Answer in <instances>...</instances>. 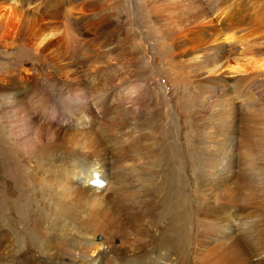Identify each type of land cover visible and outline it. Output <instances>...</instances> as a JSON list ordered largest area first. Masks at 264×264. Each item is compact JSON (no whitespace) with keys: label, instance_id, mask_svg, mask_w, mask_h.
<instances>
[{"label":"rangeland","instance_id":"rangeland-1","mask_svg":"<svg viewBox=\"0 0 264 264\" xmlns=\"http://www.w3.org/2000/svg\"><path fill=\"white\" fill-rule=\"evenodd\" d=\"M77 1L79 0H76L74 5L78 3ZM92 1L95 4L91 10H88L85 6H78L76 9L73 8L74 10L69 11V14H67L68 12L61 13V15L55 18L56 21L54 18L49 19L50 21L47 19V21L43 16V12H37L41 17L37 16L35 19H39L40 22L37 21L39 24H35L36 20H34L35 23L33 22V25H31L34 28L32 27L31 30L30 27L28 31L30 35L27 34L25 37L16 33L17 30L14 26L8 27L6 25L7 28L4 23L0 26V85H5L7 81H10L11 90L9 92L17 93L19 89H22V86L26 87L29 84L32 85L40 81L48 83L51 79L56 83H63L65 76L59 69L60 67L69 66H74L73 68L76 67L79 69L78 74L80 75L77 77L79 81L85 84L91 83L97 88L101 85L100 87L102 88L99 89L101 92H94L91 101H89L90 104L79 106L82 117L78 119L63 113L65 111L63 105L58 103L57 99L55 100V95L45 91L39 93L37 95L39 98L38 102L35 103L36 105L30 102L26 103L30 115L25 117L20 111H17L15 115L17 122L14 127L19 132L23 131V134L22 132L20 133L22 141L32 144V137L34 139L36 135L34 144L39 143V146H41L49 138L59 139L63 138L66 134L65 138H68L64 141V147L57 150L53 157H57L58 155L66 159L70 158L68 156L71 155L82 156L84 151L87 150L85 144L87 141V133L103 135L107 132L114 131L116 133L119 131L118 133L122 135L129 136L130 133L134 134L132 129L138 128L136 124H139V113L145 109L144 107L146 105L156 104L157 110L159 109L155 116V120L158 118L156 126H161L163 130L160 132V137L165 139L160 144L161 147H163L166 141L169 142L170 140L177 139L178 143H182L186 138L185 143H183L187 150V160L184 157L185 161L183 158H181V161L186 162L187 165L186 177L188 176V180L193 181V186L191 183L189 191L192 193L199 191L211 192L216 196L218 195L217 203L207 204L206 206L202 205L204 211L208 210L211 206H215L221 216L225 213H229L230 216L236 214L234 218V221L237 223L236 230H232V232L234 231L233 234L229 235L226 239L224 238V240L236 238L241 242H245L238 234L240 232L238 230L241 228L240 220L247 221L251 219L254 221L256 219L257 221L264 222V191L262 188H259V190L256 188L255 190L251 186L250 180L245 176L244 160L247 152L243 148L244 144L241 143L242 146L239 144L240 135L242 134L240 127L249 125L250 123L252 124V115L254 114L255 118H258L263 112L262 105L253 101L251 97L254 94L252 91H255L258 96L264 97L263 73L258 74L259 76H255V78L253 77V80L250 78L252 76H250V81L248 78H244L241 75L238 76L232 71L226 73L216 72L215 74V72H210L209 69L207 70L208 66L206 68L203 67V58L205 57H200L201 60L194 57V54L180 55L178 51L173 50L168 41L170 39L169 36L171 35L173 37L177 34L175 31L178 32L182 28L189 29L191 26L195 29L200 25V20L207 16L209 10L207 9L206 11L207 6L203 5L205 4L203 1L199 3L201 0H181V2H177L178 5L177 3H170L165 0ZM52 2L53 0H25L24 5L31 9L34 5L43 6L44 4L49 5ZM6 3L8 4L9 2L1 0L0 21L2 15L5 16L8 11L7 6L9 4L7 5ZM150 7L153 8L151 9ZM75 11L76 13L78 12L77 15ZM79 15L83 18L79 17ZM4 19L2 22H4ZM161 22L163 24L160 25ZM175 28L178 29L176 30ZM34 33L37 35H34ZM190 44L191 42L187 43V48H189L188 45ZM255 52L253 50L248 52V57H253ZM194 58L196 60L198 59V61ZM231 72L233 74H230ZM240 79L242 80L240 81ZM144 82L150 84L147 94L151 93L153 95L151 97L152 99L149 98L147 101L138 99L139 90L137 88L139 84ZM46 83H40L39 86L45 85ZM255 84H258L256 86L259 89L255 88ZM183 88H185V91ZM249 90L252 91L250 92ZM182 95L187 96L185 98L186 102L180 100ZM188 95L191 97L188 98ZM262 101L264 102V98ZM71 102L69 99L65 100V103L68 105H71ZM177 102L182 103V116H179L176 111L174 104ZM53 103H56L54 106L58 109L57 112L55 109L49 107ZM260 103L262 102L260 101ZM192 105L198 108L191 109ZM248 114H250V122L245 120L246 118L244 117ZM183 115L188 116V118ZM170 120L176 125L174 126L175 130L172 131L173 133H169V129L172 126ZM181 123L184 127L181 126ZM2 124V118L0 117V125ZM182 132H184V135H182ZM1 133L7 135V130H3ZM194 135L202 139V144L200 143L196 147L193 139L197 137H194ZM189 136L190 138H187ZM231 138L236 140L233 144L234 148L232 149L236 161L231 165H227L222 163L224 161L223 155L228 150L224 148L229 144ZM10 141L13 144L14 154H16L21 171H14L16 167L12 164L8 169L9 174L4 176L7 178V182L2 186L3 193H9L10 190L15 191L12 197L13 200L15 199L12 202L15 206L12 208L9 201L7 203L4 201L6 208L2 212L0 208V264H43V261L47 258H50L49 260L51 261L49 263L51 262V264H61L59 260L62 261V264H71L70 253H68V256L56 254L55 257L52 255L48 257L47 254L53 251L49 249L43 258L44 260L40 261V253L42 254L46 251L44 245L41 243L46 238L41 239V237L46 235L48 229L45 223L37 220L43 217V213H41L43 208L38 203L36 193L31 190L28 178L34 173L31 171L32 169L30 170L29 166H32L36 162L39 163L45 158L40 154V151H36L35 149H31L27 155H24L23 150L17 146V143L15 144L13 139H10ZM198 146L201 148V152L205 157L213 160L212 165L207 168V172L205 173H203L204 170L198 172L193 163L198 152ZM238 146L241 147L237 148ZM131 152L130 154L134 155V158L130 156L129 158L135 160H131L132 162L129 163H133V168H136L135 166L142 163L143 158L139 156V152ZM28 159H31V161ZM33 160L35 162H32ZM0 161L4 162L2 159ZM166 163L167 161L164 163L162 161L160 162L163 169ZM23 169L27 173H24L22 171ZM95 174L99 175L94 171L93 177ZM127 175L125 176L126 178L131 176L130 174ZM8 180L13 182L10 183ZM89 180L88 185L91 186ZM100 181L96 180L95 182L98 187L96 191L100 193L97 194L101 196V200L95 198L88 202L85 207H81L82 216L78 217L79 219L77 218L79 222L76 219L75 221H73V218L71 219L73 221L72 225L77 227L75 229L87 227L89 230L87 235L90 236V240H95V243H99L97 244L99 250L92 254V256L97 258L92 260L91 256L85 255V260L79 264H107L106 260H104L107 258L106 255H111L115 259L121 256L122 261L117 259L119 262H125L126 259L144 261L147 259L146 255L148 253L155 257L154 252L159 253L158 256L161 257L162 254H160V251L163 252L164 250L160 249L157 242H155L156 237L161 236L159 234L160 229L155 228L152 224L148 226L145 220L139 222L140 220H137L139 214L132 212L131 207H129V195L138 197V195L131 193V191L137 188H132L125 184L122 186L123 179L119 175L111 176L110 179L103 177ZM202 183L205 186H201L203 185ZM93 184L95 185V183ZM20 188L21 190H19ZM117 189L124 190L122 192L124 197L121 196V199L117 197ZM45 214H50L49 216L55 218L54 210L52 213L48 212ZM87 218H89V222L87 224L83 223ZM34 219L38 222L34 221ZM160 226L162 229L163 225L160 224ZM225 228L223 224L220 235L226 230ZM163 230L165 229L163 228ZM261 232L264 233V230L257 233L261 235ZM252 235L255 236H253V239L255 238L253 241L257 242L259 240L257 238L258 235L256 236L255 232ZM71 236H62L61 239L66 237V240H68ZM141 237H146L147 240L140 239L139 241ZM216 238L218 237H214V239ZM211 241L209 243L211 245L209 246L212 247L216 241ZM256 242V246L257 244L260 245L259 249L257 247L255 252H252V248L249 247L252 254L250 252L245 264H264V242ZM54 245L57 249L58 245ZM191 246V248H194V244ZM201 247L198 246L196 248ZM37 249L38 251H36ZM98 253L99 256L97 255ZM161 260L162 258L159 259V262ZM197 264L200 263L197 262Z\"/></svg>","mask_w":264,"mask_h":264},{"label":"bare ground","instance_id":"bare-ground-1","mask_svg":"<svg viewBox=\"0 0 264 264\" xmlns=\"http://www.w3.org/2000/svg\"><path fill=\"white\" fill-rule=\"evenodd\" d=\"M6 1L9 2V5L6 3L8 5H6L8 7V11L6 14L4 13L5 16L2 15L0 26L2 25V23H4L5 26L7 25L8 27L14 26L17 30L16 33L24 37L27 36L30 27L32 30L33 26L31 25H33L34 20H36L35 18L37 16L41 17V15L37 12H43V16L46 20L54 18V20L56 21L55 18H57V16L61 15V13L63 12H68L67 14H69V11H71L73 8L76 9V7L78 6H85L88 10H91L93 8V5L95 4L93 1L91 2V0H79L77 1L78 3L76 5H74L76 0H53V2L49 5H34L33 8L29 9L28 6L26 7V5H24L25 0ZM165 1H168L170 3L181 2V0ZM202 1L206 4L203 5L207 6L206 11L207 9L209 10L207 16L200 20V25H198L197 27L195 26V29H193L194 27L190 26V28L192 29L182 28L178 32L175 31V33L177 34H175L173 37L170 35V39L168 41L173 50H175L176 52L178 51L180 55H186L190 53L194 54V57H197L198 59L205 57L203 58V67L206 68V66H208L207 70L209 69L210 72H215V74L216 72L226 73L232 71L238 76L241 75L244 78L246 77L249 79V77L252 76L250 77L252 78V80L253 77L255 78V76H259L258 74L263 73L264 75V0H201V2L199 3H202ZM75 14L77 15L78 12L76 13L75 11ZM79 17L82 16L79 15ZM3 19L4 22H2ZM37 21H39V19L36 20V23H34L39 24L37 23ZM161 24L163 23L161 22L160 25ZM35 34L36 33H34V35ZM21 39L23 38L21 37ZM188 42H191V44L188 45L189 48H187L186 46ZM251 50L256 52L258 51L257 54L255 52V54L258 56L256 57V55L254 54L253 57H248V52H250ZM198 59L195 60L198 61ZM189 60L191 59L189 58ZM73 67H60V72H62V74L65 76L63 83H56L55 81H52V79L48 83L40 81L31 85L28 82L29 86H22V89H19V92L17 93L9 92V90H11L10 81H7L5 85H0V117L2 118L3 123L2 125H0V159L4 161H0L1 212L6 208L4 206V201H6V203L9 201L12 208H14L15 206L14 203H12L15 200L12 199L15 191L10 190L9 193H3L2 186L7 182V178H5L4 176L9 174L8 169L12 164H14L16 167L14 171H21V167L17 161L16 154H14L15 151L10 139H13L15 144L17 143V146H19V148L23 150L24 155H27L28 151H31V149H35L36 151H40V154L45 158L41 162H36L33 163L32 166H29L30 170L32 169L31 171H33L34 173L28 178L31 185L30 188L36 193L38 203L41 204V208H43V210L41 209L43 217H40L37 220L45 223L47 225L46 228L48 229L46 235L41 237V239L46 238V240H40L42 241L41 243L42 245H44V249L46 250L45 252L42 251V254L40 253V261L44 260L43 258L47 254L46 252L49 250L53 251H50V254H47L48 257L50 255L55 257L56 254L60 256H68V253H70L69 257L71 258L70 260H72L71 264H79L80 262L83 263L86 257L85 255L91 256L92 260H95L97 258L95 256H92V254L93 252L96 253L99 250V246H97V244L99 243H95V240H90V236L87 235V233H89L88 228L80 227L81 229H75L76 226H73L72 224L75 219L77 221V218L82 216L81 207H85L88 202L94 200L95 198L100 199L101 196H99L98 194L100 193L96 191L98 187L95 181L101 180L103 177L106 179H110L111 176L113 177L114 175H119V177H122L123 179L122 186L125 184L129 187L137 188L136 190L134 189V191H131V193L138 195V197L135 195H129V207H131L132 212L139 214L138 217L136 216L137 220H140L139 222H143L145 220L148 226L149 224H152L155 228L160 229L159 234L161 236L156 237L155 242H157L160 249L164 251H160V254H162L161 257L158 256L159 253L157 252H154L155 257L148 253L146 255L147 259H145L144 261L137 260L140 262L131 259H126L125 262H119V260L117 259H120V261H122L121 256H118V258L115 259V257L111 255H106L107 258L104 260H106L107 264H197V262H199L200 264H245L247 257L251 252L249 250V247L252 248V252H255L257 247L259 249L260 246L259 244H257V246L255 245L256 241H253L255 238L253 239L254 235H252V233L255 232V235H258L257 238H259V240H257L256 243H258V241H260L261 243L264 242V233L261 232V235L257 233L264 230V222L257 221L256 219V221H252L249 218V220L247 221L240 220L241 228L238 230L240 231L238 232V234L239 237L245 242H241L236 238L224 240V238H228V236L232 235L236 230L235 228L237 227V223L234 221L236 214L230 216L229 213H225L221 216L219 215V210H217L215 206H211L208 210L204 211V207L202 205L206 206L207 204L210 205L211 203H215L219 198L218 195L216 196L211 192L206 193L203 191H199L196 193H192L189 191L191 183L193 186V181L188 180V176L186 177L187 165L186 162L181 161V158H183L184 160V157L187 160V150L184 144L186 138L183 140V144L178 143V140L174 139L170 140L171 142L166 141L163 147H161L160 144L165 139L160 137V132L163 130L161 126H156L158 118H156L155 120V116L157 115V111L159 109L157 110L155 103V105H146L145 107L143 106L145 109H141L143 111L139 113V124H136L138 128L132 129L134 134L130 133L129 136L122 135L121 133H118L119 131L116 133L114 131H111L103 135L98 133H87V141L85 142L87 150L84 151L82 156L71 155L68 156L70 158L66 159L65 157L63 158L62 156L58 155L57 157H53L57 150L64 147V141L68 138H65L66 134L64 135V137L62 136L63 138L59 139L49 138V140L45 141L41 146H39V143L34 144L36 135L34 139L32 137V144L22 141L20 133L22 132L23 134V131L19 132L16 130L17 128L15 129L14 127L15 123L17 122V120H15L17 118L15 115L17 114V111L23 113L25 117L30 115V113H28L29 110L26 107V103L30 102L31 104L36 105L35 103L38 102L39 96L37 95L39 93L45 91L55 95V100L57 99V102L63 105V109L65 110L63 113L74 116L78 119L82 117L79 106L88 104L89 101H91V97H93L94 92H99V89H102L100 87L101 85L97 88L91 83L85 84L84 82L79 81V79L77 78L80 75L78 74L79 69ZM232 72L230 74H233ZM112 80L114 81V79ZM241 80L242 79H240V81ZM40 83L46 84L39 86ZM256 85L258 84H255V86ZM149 87L150 84H147L145 82L139 84V87L137 88L139 90L138 99H141V101H147L149 98L153 97L151 93L147 94ZM255 88L258 87L256 86ZM183 89L185 91V88ZM252 93H254L252 94L253 96H251L252 100L262 105L263 112L259 115L258 118H255L254 114L252 115V124L250 123L249 125H243V128L240 127L242 134L239 132L241 134H239V144L241 145V143H243V148H245L247 152L244 160L245 176H247V179L250 180L252 184L251 186H253L255 190L256 188L257 190H259V188H262V190L264 191V102L262 101L264 97L258 96L255 91H252ZM140 95H142V97H140ZM186 97L187 96L182 95V98L180 100L186 102ZM189 97L191 96L188 95V98ZM67 99L72 101L71 105L65 103V100ZM260 101L262 103H260ZM55 104L53 103L49 107L55 109V111L57 112L58 109L56 108V106H54ZM174 105L178 115L182 116V103L177 102ZM192 106L191 109L197 107ZM184 117L188 118V116ZM244 117L246 118L245 120L249 121L250 114ZM170 124L172 126L170 129L168 128L169 133L174 131V126H176L175 123H172V120H170ZM159 125L161 124L159 123ZM181 126H183V124ZM2 127L3 130H7V135L1 133V131H3ZM113 133L115 134V136H113ZM182 133V135H184V132ZM195 136L196 135H194V137ZM187 138H190V136ZM193 140L195 143V147L200 143L202 144V139L198 137L194 138ZM235 142L236 140L234 138H231L229 144L225 146L226 148L224 149L228 150L226 154L223 155L224 161L222 163L231 165L232 163H234V161H236L232 153V149L234 148L233 144ZM241 146H238L237 148ZM197 149L198 152L196 153L193 163L194 166H196L198 172L204 170L203 173H205L207 172V168L212 165L213 160H211V158L205 157V155L202 154L200 147ZM131 151L139 152V156H142L143 158L142 163L138 166H135L136 168H133V163H129L132 162L131 160H133L132 158H129V156H134L130 154ZM28 160L31 161V159ZM161 161L163 163L167 161L166 166H164L165 171L162 168V164L160 165ZM32 162L35 161L33 160ZM128 163L132 165H129ZM22 171L24 173H27L24 169ZM94 171H96L99 175L95 174V176L93 177ZM127 174H130L131 176L126 178L125 176H128ZM88 180L89 184L92 187L88 185ZM8 181L10 183L13 182L11 180ZM93 183H95V185ZM204 184L201 186H205ZM19 190H21V188ZM123 191L119 189L116 190V194L119 199H121V196H123ZM53 210L55 212V218L49 216L50 214H45L48 212L52 213ZM72 218L73 221L71 220ZM88 219L89 218L85 219L83 223L87 224L89 222ZM69 220H71L72 222L70 221V223ZM34 221H36V219H34ZM160 224L163 225V228L165 230H163V228L161 229ZM223 224L225 225L226 230H224L223 234L220 235ZM232 230L234 231L232 232ZM69 235L72 236L68 238V240H66V237H63V239H61L62 236ZM214 237L218 238L214 239ZM140 239L147 240L146 237L139 238V241ZM211 240L216 241L215 245H212V247L209 246L211 245L209 244L210 242H212ZM53 243L58 245L57 249L55 248V245ZM193 244L194 248H191V245ZM198 246L202 247L196 248ZM41 247L39 248L41 249ZM36 251H38V249ZM97 255L99 256V253ZM160 258H162V260L159 262ZM49 259H45V261H43V264H51V262L49 263V261H51ZM59 263L62 264V261L59 260Z\"/></svg>","mask_w":264,"mask_h":264}]
</instances>
